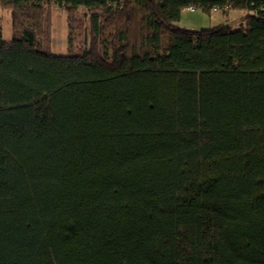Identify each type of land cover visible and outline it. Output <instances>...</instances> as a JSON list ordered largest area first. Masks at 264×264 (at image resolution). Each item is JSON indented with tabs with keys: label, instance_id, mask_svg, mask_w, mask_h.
<instances>
[{
	"label": "trees",
	"instance_id": "obj_1",
	"mask_svg": "<svg viewBox=\"0 0 264 264\" xmlns=\"http://www.w3.org/2000/svg\"><path fill=\"white\" fill-rule=\"evenodd\" d=\"M0 8V264H264V0Z\"/></svg>",
	"mask_w": 264,
	"mask_h": 264
},
{
	"label": "rangeland",
	"instance_id": "obj_2",
	"mask_svg": "<svg viewBox=\"0 0 264 264\" xmlns=\"http://www.w3.org/2000/svg\"><path fill=\"white\" fill-rule=\"evenodd\" d=\"M238 11V10H234ZM83 11H81V14ZM233 16L239 15L236 12H233ZM241 13V12H237ZM223 22L226 21L227 16L222 14V11H212L211 13H206L201 9L187 10L185 9L182 12L180 18V24L187 29L200 30L203 28H211L219 24L221 19ZM0 21L3 27V37L5 40H9L12 35L11 22L9 11L0 8ZM234 19V17H233ZM82 24L78 28L77 34H75V43L77 50H80L83 47V38L85 33L88 31V20H82ZM233 26H238L239 23L233 21L231 23ZM86 27V31L83 33V30ZM48 39L49 47L52 49V52L56 54H66L68 51V28L66 22L65 11L57 5L52 6L51 12L49 15V30H48Z\"/></svg>",
	"mask_w": 264,
	"mask_h": 264
},
{
	"label": "crops",
	"instance_id": "obj_3",
	"mask_svg": "<svg viewBox=\"0 0 264 264\" xmlns=\"http://www.w3.org/2000/svg\"><path fill=\"white\" fill-rule=\"evenodd\" d=\"M216 11H220V10H216ZM233 12H236V14H239V15H235V16H233V14H235V13H233ZM237 12H241V13H237ZM243 15H244V12H243V11H234V10H230V11H229V14L227 15V19H229V22H230V23H232L233 21L239 23V22L241 21ZM233 17H234V19H233ZM223 20H224V18L221 19L220 21L223 22ZM222 22H220V23H222ZM220 23H219V24H220ZM178 25L181 26V27H183V28H185L184 26H182V25L180 24V22L178 23ZM217 25H218V24H217Z\"/></svg>",
	"mask_w": 264,
	"mask_h": 264
},
{
	"label": "built area",
	"instance_id": "obj_4",
	"mask_svg": "<svg viewBox=\"0 0 264 264\" xmlns=\"http://www.w3.org/2000/svg\"><path fill=\"white\" fill-rule=\"evenodd\" d=\"M186 9L187 10H195L196 8L194 6H188ZM215 10H217V9H215Z\"/></svg>",
	"mask_w": 264,
	"mask_h": 264
}]
</instances>
